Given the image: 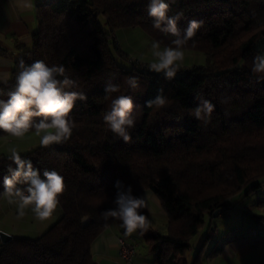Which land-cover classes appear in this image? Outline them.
<instances>
[{
  "label": "trees",
  "instance_id": "obj_1",
  "mask_svg": "<svg viewBox=\"0 0 264 264\" xmlns=\"http://www.w3.org/2000/svg\"><path fill=\"white\" fill-rule=\"evenodd\" d=\"M165 2L170 16L182 13L177 21L182 33L189 21L202 22L185 49L204 54L205 63L180 68L172 79L151 71L138 57L128 58L114 33L137 27L162 47L171 45L175 37L153 27L149 0H47L37 5L38 28L30 47L15 59L10 79L0 82V100L14 90L21 60L62 65L76 82L66 90L87 99L75 102L70 117L75 128L68 141L20 152L42 178L45 170L63 176L62 215L37 238L0 242V264H97L91 252L97 235L113 222L125 233L119 220L101 215L115 207L117 180L131 185L138 197L149 190L165 213L166 234L150 227L137 231L156 264H202L214 227L207 225L192 260L187 256L213 212L228 210L264 183V79L251 71L258 55L255 44L264 37V0ZM128 77L138 79L137 88L127 83ZM109 83L120 86L111 98L128 95L135 105V127L127 142L103 120L110 109L105 99ZM160 90L166 104L148 107L146 101ZM201 100L214 105L207 124L192 115ZM8 155L0 159V197L9 175ZM141 212L148 218L147 208ZM85 215L89 221L83 225ZM218 251L212 247L208 255Z\"/></svg>",
  "mask_w": 264,
  "mask_h": 264
},
{
  "label": "clouds",
  "instance_id": "obj_2",
  "mask_svg": "<svg viewBox=\"0 0 264 264\" xmlns=\"http://www.w3.org/2000/svg\"><path fill=\"white\" fill-rule=\"evenodd\" d=\"M168 13L169 4L165 0H149L148 15L153 18V27L171 34L175 39L171 45L164 47H161L159 41L152 42L154 60L148 67L151 71L163 73L165 78L172 79L182 65L185 46L195 36L202 22L189 21L182 33L177 27L182 13L175 16ZM251 71L258 79H264V54L254 57ZM127 83L133 89L138 87L136 77H128ZM75 86L76 82L69 78L62 65L48 66L43 60L26 65L21 60L14 90L8 93L6 101L0 100V131L17 138L34 131L40 136V144L45 147L68 141L75 128V123L70 118L75 102L87 99L82 92L66 90ZM119 91V85L109 83L105 86V99H110V109L104 113L103 120L115 136L127 142L131 139L129 130L135 127V105L128 95L111 98V94ZM165 104L166 98L162 90L153 100L146 101L148 107H162ZM213 111L214 105L210 101L201 100L192 115L207 124ZM7 159L11 164L7 168L9 175L3 178L4 198L9 204L17 206L19 217H24L30 209L40 221L51 218L60 206V196L66 187L63 176L55 170H45L42 178L32 161L22 158L16 149L10 150ZM114 187L115 207L105 210L102 217L105 220H119L127 235L147 231L151 222L141 212V209L147 207L146 200L134 195L132 186L125 185L120 180L115 182ZM81 219L85 222L89 217L85 215Z\"/></svg>",
  "mask_w": 264,
  "mask_h": 264
},
{
  "label": "crops",
  "instance_id": "obj_3",
  "mask_svg": "<svg viewBox=\"0 0 264 264\" xmlns=\"http://www.w3.org/2000/svg\"><path fill=\"white\" fill-rule=\"evenodd\" d=\"M45 1L0 0V82L10 79L15 59L30 47L31 36L38 28L37 5ZM22 145L24 141L17 137L15 139L8 134L1 136L0 157L10 154L11 149L19 153L31 149L30 146L22 148ZM258 190H261L258 195L242 199L236 207L211 216L204 224L195 238L205 236L207 225L214 227L215 231L202 251V264H260L264 260V189L260 186ZM144 196L160 206L150 191H143L141 197L146 200ZM146 208L149 212L148 205ZM160 211L165 216L162 208ZM61 215L62 209L59 206L52 217L44 221L36 219L30 209L24 217H19L17 206L9 204L3 194L0 197V230L12 237L37 238ZM122 235L125 233L114 222L97 235L91 244V252L97 264H126L118 257V241ZM139 236L142 237L141 234ZM144 245L143 253H136L129 264H156L148 245ZM212 247L219 251L208 255ZM195 250L193 244L188 252V261L192 260Z\"/></svg>",
  "mask_w": 264,
  "mask_h": 264
},
{
  "label": "rangeland",
  "instance_id": "obj_4",
  "mask_svg": "<svg viewBox=\"0 0 264 264\" xmlns=\"http://www.w3.org/2000/svg\"><path fill=\"white\" fill-rule=\"evenodd\" d=\"M105 29L108 30L107 26H104ZM117 37L118 41L121 43V45L125 44L124 46L127 47L125 52H127L129 55L127 57H138L142 61H144L147 65L153 62L154 58L152 56L151 52V44L154 41L152 38H150L144 31H142L140 28H124L119 29L114 32ZM162 47V46H161ZM256 49L258 50V55L264 54V37H262L256 44ZM130 50V52H129ZM131 53V55H130ZM122 63V62H121ZM205 63V56L204 54L200 52H196L193 50H186L184 49V59L182 62V65L180 68L185 67H193L196 65H203ZM16 139V137H14ZM19 140L24 141V145H22V148L24 146H30L36 147L41 145L40 144V136H37L34 131H30L27 134H25L23 137L18 138ZM261 189H264V183L261 184ZM258 190V189H257ZM253 191L251 192L247 197L242 196L241 198H248L255 195H258L261 191ZM145 191V190H144ZM149 191V190H148ZM146 198V203L149 208V214L148 219L151 222V228L155 229L157 232L161 234H166V219L165 216L160 211V206L156 204L154 200H151L147 196H144ZM237 198V197H235ZM241 198H238L237 200H242ZM239 202H235L234 205L231 208L236 207L237 204H240ZM125 237L129 240H131L136 247V253H143V248L145 245V242L143 241L142 237L139 236L138 232H135L131 235L125 234ZM203 238V235L197 236V238H194L193 244L198 248L201 240ZM198 239V240H197ZM196 241V242H195Z\"/></svg>",
  "mask_w": 264,
  "mask_h": 264
},
{
  "label": "built area",
  "instance_id": "obj_5",
  "mask_svg": "<svg viewBox=\"0 0 264 264\" xmlns=\"http://www.w3.org/2000/svg\"><path fill=\"white\" fill-rule=\"evenodd\" d=\"M119 248H118V257L119 259L126 264L132 263L133 258L136 255L135 244L127 239L125 235H122L119 238ZM260 264H264V260Z\"/></svg>",
  "mask_w": 264,
  "mask_h": 264
},
{
  "label": "water",
  "instance_id": "obj_6",
  "mask_svg": "<svg viewBox=\"0 0 264 264\" xmlns=\"http://www.w3.org/2000/svg\"><path fill=\"white\" fill-rule=\"evenodd\" d=\"M2 158V156L0 157V159ZM222 210L221 209H218L216 211L213 212L212 216H217V214L219 212H221ZM89 219L85 222H82L83 225H85L86 223H88ZM12 239V236L4 231H1L0 230V242L2 243H5V242H8L9 240Z\"/></svg>",
  "mask_w": 264,
  "mask_h": 264
}]
</instances>
